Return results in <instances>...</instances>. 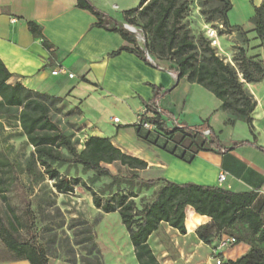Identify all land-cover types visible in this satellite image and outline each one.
<instances>
[{
	"label": "trees",
	"instance_id": "16d2710c",
	"mask_svg": "<svg viewBox=\"0 0 264 264\" xmlns=\"http://www.w3.org/2000/svg\"><path fill=\"white\" fill-rule=\"evenodd\" d=\"M218 1L222 5L218 10L221 26L230 32L245 34L243 40L246 43L247 33L242 27L231 26L228 22L227 15L232 9L230 1ZM76 7L91 13L97 20L96 27L118 33L132 46H122L112 52L110 57L128 52L145 64L157 67L147 56L159 61L158 53L170 52L172 65L164 70L176 76V83L184 78L188 83L205 88L220 101L219 108L227 115L226 124L244 122L255 143L251 117L255 101L244 84L259 83L264 79V61L247 56L243 49L238 51V56L233 57L234 67L225 64L215 55L206 38L204 43H201L202 52L197 56L196 45L190 38L189 31L184 30L180 24L187 11V0H139L135 9L123 12V21L127 26L135 27L138 20L143 21L140 31L150 34V43H145L144 46L138 44L132 32L118 25L91 0H77ZM250 23L256 39L263 47L264 0L259 6L253 7ZM27 25L31 34L41 39L43 47L53 54V46L43 39L40 27L33 22H28ZM10 77L11 74L0 61V200L7 207L9 214H0V241L8 252L15 254L14 257L0 262L23 259L29 264H48L50 257L33 242L21 240L16 230L18 217L4 195L14 183L11 173L15 174L19 167L8 159L3 146L13 138H24V144L33 148L29 159L43 168V174L53 181L52 187L59 193H72L78 181L61 177L56 169L51 168L52 164L79 165L83 171L93 172L97 179L110 178L112 181L107 187L109 190L127 182V193L117 192L106 199L87 188L95 209L105 214L118 213L137 264H160L148 241L161 224L176 230L180 235H185L186 231H195L197 239L205 245L211 246L222 236H229L235 239L236 244L249 246L244 255L234 261H222V264H264V196L255 191L232 192L220 187L194 183L178 184L164 179H147L139 180L146 191L157 188L153 191L152 199L138 207L134 201L138 197L134 193V182L138 177L132 175L124 179L113 175L107 166L118 163L130 170L142 171L147 164L123 153L108 137L91 136L78 151L71 137L53 119V113L65 105V99L34 92L21 84L11 86L7 83ZM176 83L167 89L150 85L152 96L149 101H142L145 111L138 115L137 124L122 127H133L141 140L187 163L199 151H230L250 144L241 141L228 148L221 146L215 137L210 138L212 129L207 121L197 126L182 124L174 128L168 127L165 118H172L173 115L160 109L158 102L169 94ZM73 112L79 114L77 110ZM142 123L149 124L151 128H144ZM6 129L11 130L10 133H7ZM151 131L155 134L152 135ZM177 134L181 139L175 140ZM199 136H204L205 140L196 143ZM258 149L264 152V148ZM81 186L85 187V184L81 182ZM140 201L144 202V198H140ZM187 207L192 208L195 213L188 212L185 219ZM238 225L241 226L240 230L236 228ZM79 226L82 227L80 234L83 237L79 239L80 234L73 232L72 243L80 250L83 248L86 256L79 255L77 259L70 246L65 252V261L69 264H102L99 257L89 258L92 251L87 246H94L91 228L87 223H80Z\"/></svg>",
	"mask_w": 264,
	"mask_h": 264
},
{
	"label": "crops",
	"instance_id": "0c3cea01",
	"mask_svg": "<svg viewBox=\"0 0 264 264\" xmlns=\"http://www.w3.org/2000/svg\"><path fill=\"white\" fill-rule=\"evenodd\" d=\"M91 1L118 25L126 28L123 16L118 12L125 9L121 5L127 0ZM261 1L255 6H259ZM76 2L77 0H0V61L11 74L7 81L9 85L21 84L34 92L65 99V106L78 111L77 122L82 131H86L90 137L110 138L112 144L124 153L126 150L115 144V141L121 132H128L131 135L134 133L140 139L135 129L123 128L119 126L120 121L113 123L112 120L110 132L103 126V122L99 121L98 114L97 117L90 116L87 112L98 113L95 109L100 108L101 99L112 97L121 105L134 104L137 108L136 118L128 125L137 124L138 115L145 111L142 101L151 99L150 85L167 89L171 87L173 80L176 83V76L158 65L149 66L128 52L110 57L109 55L120 47L132 46L118 33L96 27V18L91 13L78 9ZM118 5L121 8H118ZM28 22L40 27L43 39L53 46V54L43 47L41 39L31 34ZM242 28L248 34L252 32L253 39L256 40L253 44H248L246 55L264 61V46H260L259 40L256 39L252 24L246 29ZM248 34L246 38L249 41ZM59 68L64 69L65 73H59L57 71ZM69 74L73 77L69 78ZM183 81L187 82L184 78L180 79L169 95L158 102V107L172 114L173 118L181 116L188 106L192 107L191 101L194 96L199 94L207 96L206 93H174ZM244 87L255 101V108L251 114L255 143L252 138L244 140L252 143L230 151H199L187 163L140 139L148 148V154L140 157V160L147 164L141 171L142 175L145 177V174L148 175L152 170L157 171V174L144 180L164 179L178 184L194 183L220 187L232 192L255 191L264 196V152L258 149L264 148V79L259 83H245ZM90 100L93 101L91 105L88 103ZM208 100L211 106L203 109L207 111L209 109L204 120L209 124V114L212 111L221 112L223 124L229 126L226 124V113L219 108L220 101H212L210 98ZM84 107L85 109H82ZM181 121H177V125L181 126L183 120ZM198 123L201 125L203 120L193 118L192 124ZM114 128L116 132L110 134ZM151 134L154 135L155 132L151 131ZM233 144H228L226 148ZM155 155L158 159H155ZM132 156L136 157L134 154ZM220 172L227 173L226 181L222 184L217 181ZM188 212L195 213L192 208L187 207L185 219ZM208 219L210 222V218ZM160 230L170 233L175 244L171 254L165 248L158 249L156 254L151 244L153 236L151 235L148 243L160 264H210L206 259L200 258L199 250L212 246L199 241L195 231H186L185 235H180L165 224H161L157 232ZM215 244L216 242L212 245ZM262 247L264 248V243ZM248 250L249 246L243 243L236 244L223 251L221 257L224 262L234 261ZM198 259H201V262ZM0 264L29 262L21 259ZM48 264L69 263L63 257L56 256L48 257Z\"/></svg>",
	"mask_w": 264,
	"mask_h": 264
},
{
	"label": "rangeland",
	"instance_id": "374dc122",
	"mask_svg": "<svg viewBox=\"0 0 264 264\" xmlns=\"http://www.w3.org/2000/svg\"><path fill=\"white\" fill-rule=\"evenodd\" d=\"M187 1V11L183 15L180 24L184 30L189 31V36L196 45L195 51L197 56L202 52L201 43L205 41L204 32L207 28L211 27L215 29L218 34V47L213 49L215 55L225 64H230L234 67L235 63L233 57L239 55V50L244 49V51H246V47L249 43L253 44V42H256V40L253 39L254 34L252 32L248 34L242 28L243 31L249 35V41L245 43L243 40L245 34L241 35L237 31L230 32L223 26L220 28L221 21L218 10L222 5L218 0ZM229 1L232 5V9L227 15L229 24L231 26L244 27L245 29L248 28L251 24L250 18L253 15V7L258 5L260 0ZM138 4L139 0H127L124 5H121L125 9L119 11V15L123 16L124 10L135 9ZM121 6L118 5V8H121ZM142 26L143 21L138 20L135 27H131L140 46H144L145 43H150V34L148 32L143 34V32L140 31ZM157 56L159 61L150 57H148V59L162 69L172 65V54L170 52L164 54L158 53ZM174 84L175 80H173L172 85ZM174 93H206L205 95L207 96L205 97L201 94L194 96L193 101H191L192 107L188 106L181 116L176 118H165L166 124L170 128L176 127V122H182L181 120H183L182 124L197 126V124H192L193 118L198 117L200 121H205L204 117L206 116L205 114L209 112V109L208 111L203 109L211 106L208 99L210 98L212 101H218L202 86L189 84L185 81L181 82ZM82 94L87 95V93ZM207 97L209 98L207 99ZM88 103L91 105L93 101L90 100ZM99 107V109L97 107V109H95L98 113H94V111L87 113L90 116L96 115V117L98 114L99 121L101 120L103 126L110 132L112 128L110 122L114 118L120 121L119 126L121 127L135 121V112L137 108L134 104L125 103L121 105L117 103L114 98L109 97V99H101V105ZM82 109H85V107ZM53 119L59 124L61 129L71 137L77 150L80 151L83 148L84 142L90 136L86 131L80 129L77 122L78 115L64 105L63 107L60 106L59 109L53 113ZM209 126L212 129L210 138L215 137L219 144L224 147L234 142H241L246 139L252 140L253 138L244 122L239 121L235 125H224L221 112L212 111V113L209 114ZM262 126L263 125L260 127L262 128ZM7 131V133H10L11 130ZM115 132L116 129L114 128L110 134ZM205 135L207 136V134ZM179 139L181 138L177 134L175 140ZM203 140H205V137L199 136L196 138V143H201ZM24 143V138H13L8 140L3 146V150H5L8 159L19 167L15 174L11 173V176H14V183L4 195L8 199V204L13 208L18 217L19 223L16 225V230L21 240L33 242L35 245L42 248L50 257L61 256L64 258L65 252L71 246L78 259L79 255L86 256V253L83 251V248L80 250V248L73 246V232L76 231L77 234H80L82 229V227L79 226L80 223H87L94 237V246H87V248L92 251L89 258L99 257L102 264H137L128 234L120 221L118 213L105 214L95 209L92 205L91 195L88 190L89 188L101 195L103 199H106L117 192L127 193V182H122L118 188L114 187L109 190L107 187L112 181L110 178L102 177L97 179L93 172H85L79 165L65 164L58 166L57 164H52L51 168L56 169L61 177H66L68 180L76 179L78 181L72 193H59L52 187L53 181L49 180L47 176L43 174V168L38 164L32 163L29 159L33 153V148L31 146H26ZM115 144L123 147L124 150H126V152H124L125 154L129 156L134 154L137 158L139 157L138 159L148 154L146 144L138 139L134 133L131 135L128 132H121ZM155 159H158L157 155H155ZM107 168L113 175H117L124 179H128L132 175L138 177V180L134 182V193L138 196L134 201L138 207H140L142 203H148L152 199L153 191L157 187L146 191L139 180H144V178L146 179L153 174H157L156 170H152L148 175L145 174L144 177L141 170H130L126 166H121L118 163L108 165ZM81 182L85 184V187L81 186ZM140 198H144V202H141ZM6 209L7 207L0 200V214L2 216L9 215ZM3 218L5 219V217ZM236 228L240 230L241 226L238 225ZM78 237L80 239L83 236L80 234ZM157 241L160 243H157ZM151 244L156 254L158 253V249L161 248L167 249L170 254L174 251L175 244L173 243V237H171L170 233H166L163 230L153 234L151 237ZM182 244L184 245V243ZM211 246L213 247L214 245ZM212 247H205L199 250V256L202 259H206L208 263L215 264V259L211 256ZM222 252L223 251H218L217 253L220 254ZM14 255L13 252H8L0 241V261L10 259L14 257ZM198 261L201 262V259H198Z\"/></svg>",
	"mask_w": 264,
	"mask_h": 264
},
{
	"label": "built area",
	"instance_id": "2783aa9c",
	"mask_svg": "<svg viewBox=\"0 0 264 264\" xmlns=\"http://www.w3.org/2000/svg\"><path fill=\"white\" fill-rule=\"evenodd\" d=\"M127 27V25H126ZM222 28V26H220ZM132 30V29H131ZM204 36L207 39L209 46L211 48H217L218 47V34L217 31L211 27L207 28L206 31L204 32ZM148 58V56H147ZM59 73H65L64 69L59 68L57 70ZM69 78H72L73 75L69 74ZM119 120L117 118L113 119V123H118ZM142 126L146 129H150L151 126L147 123H142ZM227 178V173L225 172H220L217 178V181L219 184H222L226 181ZM236 245V241L233 237L229 236H222L215 244V246L212 248V257L215 259L214 263L215 264H222V257L221 253L218 254V251H225L227 249H230L231 247Z\"/></svg>",
	"mask_w": 264,
	"mask_h": 264
},
{
	"label": "water",
	"instance_id": "95a60500",
	"mask_svg": "<svg viewBox=\"0 0 264 264\" xmlns=\"http://www.w3.org/2000/svg\"><path fill=\"white\" fill-rule=\"evenodd\" d=\"M126 28H127L130 32L133 33V31L131 30V27H130V26H127Z\"/></svg>",
	"mask_w": 264,
	"mask_h": 264
}]
</instances>
